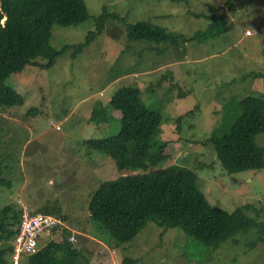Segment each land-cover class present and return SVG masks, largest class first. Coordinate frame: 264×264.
<instances>
[{
    "label": "rangeland",
    "instance_id": "obj_1",
    "mask_svg": "<svg viewBox=\"0 0 264 264\" xmlns=\"http://www.w3.org/2000/svg\"><path fill=\"white\" fill-rule=\"evenodd\" d=\"M85 1L90 20L53 28L52 47L69 48L55 65L28 68L6 82L25 102L0 105V211L25 204L33 212L50 208L42 212L65 218L77 241L73 247L91 264H264L259 231L214 252L178 230L148 223L132 242L117 247L89 207L100 186L122 174L109 155L85 145L119 133L121 113L112 108V96L122 86L137 85L143 102L162 114L150 151L168 142L167 165L194 171L212 206L233 212L250 204L255 210L249 215L264 224V169L230 174L209 141L229 133L246 96H264V0H233L205 44L132 43L123 22L111 20L73 57L74 47L97 31L96 18L106 8L129 24L149 22L187 37L219 21V8H227L224 0ZM180 90L188 95L179 97ZM94 113H107L108 123L93 119ZM257 143L264 147V134ZM60 238L58 233L52 241ZM50 241L42 236L41 246Z\"/></svg>",
    "mask_w": 264,
    "mask_h": 264
},
{
    "label": "trees",
    "instance_id": "obj_2",
    "mask_svg": "<svg viewBox=\"0 0 264 264\" xmlns=\"http://www.w3.org/2000/svg\"><path fill=\"white\" fill-rule=\"evenodd\" d=\"M224 1L227 8H219V21L192 37L149 22L129 24L126 17L110 13L106 8L96 18L97 31L90 33L85 44L74 47L73 57L91 46L111 20L123 22L132 43L173 48L205 44L218 29L223 12L233 0ZM90 19L85 0H0V105L17 106L25 102L19 92L6 86L12 76L23 74L28 68L49 70L68 51V47L59 51L52 47L54 26H78ZM171 87L178 89L179 85ZM186 95L180 90L179 97ZM110 103L121 113L119 133L86 140L85 145L109 155L122 174L104 182L94 193L89 207L91 218L101 224L117 247L132 242L148 223H155L165 232L178 230L214 252H219L229 241L237 244L236 239L241 235L264 232V224L249 215L254 206L246 204L233 212L214 207L200 190L194 171L177 164L167 165L168 142L153 153L150 151L160 131L162 114L143 102L140 87L122 86ZM241 107L242 113L229 133L209 140L221 166L230 174L264 169V147L257 143V137L264 134V96H246ZM93 119L102 123L109 117L107 113H94ZM182 119L183 116L178 117L179 127ZM22 213V208L11 205L0 211V264H12L11 243L18 235ZM72 233L63 229L61 242L50 241L37 255L26 260L29 264H91L82 251L69 243Z\"/></svg>",
    "mask_w": 264,
    "mask_h": 264
},
{
    "label": "built area",
    "instance_id": "obj_3",
    "mask_svg": "<svg viewBox=\"0 0 264 264\" xmlns=\"http://www.w3.org/2000/svg\"><path fill=\"white\" fill-rule=\"evenodd\" d=\"M22 221L18 229L17 237L11 245L14 252L11 256L12 264H22L24 260L37 255L41 250L40 239L47 236L53 240V236L61 233L63 229H68L65 220L57 216L46 213H35L29 206L22 207ZM74 236L69 238V243H76Z\"/></svg>",
    "mask_w": 264,
    "mask_h": 264
},
{
    "label": "crops",
    "instance_id": "obj_4",
    "mask_svg": "<svg viewBox=\"0 0 264 264\" xmlns=\"http://www.w3.org/2000/svg\"><path fill=\"white\" fill-rule=\"evenodd\" d=\"M114 163V162H113ZM115 165V164H114ZM25 205H27V204H25ZM28 206V205H27ZM42 210H45V211H48V210H51L50 208H42V207H36L35 209H34V211H42Z\"/></svg>",
    "mask_w": 264,
    "mask_h": 264
}]
</instances>
